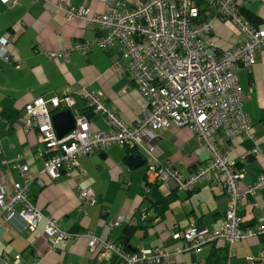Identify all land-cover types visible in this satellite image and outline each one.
I'll list each match as a JSON object with an SVG mask.
<instances>
[{"label": "crops", "instance_id": "0c3cea01", "mask_svg": "<svg viewBox=\"0 0 264 264\" xmlns=\"http://www.w3.org/2000/svg\"><path fill=\"white\" fill-rule=\"evenodd\" d=\"M110 1L126 11L137 0H21L15 5L0 0V39H8L10 59L0 57V180L10 194L14 184L27 188L28 200L45 218L55 219L63 231L77 237L53 250L52 241L44 233V219L34 231L27 232L23 230L24 219L17 217L6 233L0 230V264H14L18 256L19 264H118L117 259L101 263L97 253L90 252L89 239L82 235L92 233L98 239L119 244L127 227L135 228L127 241L135 250L164 246L174 254L184 245L172 238L176 231L192 223L212 229L224 222L228 197L220 185L209 182L201 183L193 193L175 192L165 217L153 220L154 204L145 196L146 164L136 169L125 164L130 155L144 157L143 150L112 146L79 158L78 168L57 179L43 173V161L37 155L42 147L39 135L27 127L30 117L25 107L34 101L60 97L70 90L78 100L80 113L90 116L92 129L99 132H108L109 126L104 116L85 108L83 89L103 94L105 103L129 126L140 123L149 107L148 100L132 84L128 63L118 47L103 50L93 46L87 54L73 52L56 59L49 56L99 37V32L85 21L68 20L59 4L69 2L74 8L88 9L90 15H101L109 9ZM239 8L252 16L254 27L264 29V0H240ZM211 37L220 52L231 50L243 40L234 27L221 21L214 23ZM237 75L245 95L243 111L255 140L230 141L222 133L214 140L222 150L233 148L230 160L245 171L240 183L245 190L264 173V48L257 51L255 65L250 70L242 68ZM157 136L156 158L163 167L176 168L188 176L209 158L189 128L173 127ZM256 146L261 155H253ZM19 166L28 168L27 177ZM33 177H39L44 186L27 184ZM79 189L95 192V202H81ZM170 189H176L173 183ZM22 209V204L16 205L17 211ZM239 214L247 227L264 223V189L248 197ZM120 217L122 222H118ZM233 248L234 257L229 258L228 245L219 241L200 253L173 255L168 264H215L216 249L220 264H264V237L237 241Z\"/></svg>", "mask_w": 264, "mask_h": 264}, {"label": "built area", "instance_id": "2783aa9c", "mask_svg": "<svg viewBox=\"0 0 264 264\" xmlns=\"http://www.w3.org/2000/svg\"><path fill=\"white\" fill-rule=\"evenodd\" d=\"M15 5L21 0H2ZM240 0H137L130 10H120V4L110 1L109 9L101 15H90L88 9L74 8L71 3L59 4L68 20L75 18L95 28L99 37L79 42L64 51L50 53L53 59L73 52L89 53L93 46L107 50L118 47L128 63V75L134 87L148 100L149 107L140 123L129 126L110 108L104 96L83 89L81 98L96 113L104 116L108 132L94 131L87 115L81 114L77 99L67 90L63 96L49 100L38 99L25 107L30 120L29 130L38 133L40 144L37 155L43 161V173L53 179L62 173L78 168V160L93 152L112 146L143 150L146 164V187L149 194L153 184L170 189L173 183L180 192L193 193L203 182L225 188L227 210L221 226L212 229L191 224L176 231L172 238L183 241V247L170 253L164 246L128 252L121 244L100 240L92 233L82 236L89 239V250L98 259L118 264H168L173 255L185 252H202L207 245L223 241L228 245L229 258L234 257L233 245L237 241L264 237V223L243 227L240 206L248 197H255L264 189V173L257 181L242 190L245 171L230 160L233 148L225 151L214 137L222 133L228 140L236 138L255 140L251 122L243 111L245 95L239 85L238 71L250 70L256 63V53L264 48V29H257L241 14ZM216 21L230 24L242 37V43L229 51L220 52L213 37ZM9 41L0 39V57L9 61ZM69 110L75 118V128L59 138L52 122L53 112ZM191 129L208 154L207 161L192 174L185 176L173 167H163L157 161L158 148L154 145L157 133L171 128ZM253 155H261L256 146ZM21 174L28 168L19 166ZM37 183L39 177L27 179ZM27 188L14 184L13 193L7 192L0 180V230L6 233L14 219L25 221L24 231L32 232L38 222L46 221L45 235L56 250L60 243L77 237L63 231L59 223L45 218L28 200ZM81 202L93 204L96 193L78 190ZM22 204V211L16 205ZM124 219L119 218L118 222ZM264 257V253H263ZM251 262L254 259H249ZM20 256L14 264H19ZM37 261L35 264H39Z\"/></svg>", "mask_w": 264, "mask_h": 264}, {"label": "trees", "instance_id": "16d2710c", "mask_svg": "<svg viewBox=\"0 0 264 264\" xmlns=\"http://www.w3.org/2000/svg\"><path fill=\"white\" fill-rule=\"evenodd\" d=\"M241 14H243L244 18L250 24L253 25L252 16L250 14H248V13H246L244 11H241ZM85 108L89 109V105L86 104V103H85ZM126 150L127 151H132V150H130L128 148H126ZM133 151H135V150H133ZM222 188L225 190L224 187H222ZM177 191H178V189H175L173 191L171 189L169 191H165V188H162V186L160 184H153L152 185L150 193L149 194H145V196H146V198L151 200L152 203L154 204L155 216L153 217V220L158 219V218L163 219L165 217V214H166L167 210L169 209L170 204H171V202L173 201V199L175 197L174 194ZM165 193H167V194H165ZM243 227H247V226H245L244 221H243ZM134 231H135V228L133 229V227L125 228V231L123 233V237L121 239V242H118L128 252H136V251H138V250H135L129 243H127L128 238L132 237ZM213 244L216 245L217 243H213ZM213 256L216 258L215 260H213L215 262V264H220L221 263V257H220V254H219V249H216L215 255H213ZM101 263H103V261H101Z\"/></svg>", "mask_w": 264, "mask_h": 264}, {"label": "water", "instance_id": "95a60500", "mask_svg": "<svg viewBox=\"0 0 264 264\" xmlns=\"http://www.w3.org/2000/svg\"><path fill=\"white\" fill-rule=\"evenodd\" d=\"M90 119V116L88 117ZM52 122L57 136L61 139L75 128V118L71 111L65 110L52 116ZM125 164L129 169H136L145 164V158L142 155H130ZM66 172L64 171L62 175Z\"/></svg>", "mask_w": 264, "mask_h": 264}, {"label": "rangeland", "instance_id": "374dc122", "mask_svg": "<svg viewBox=\"0 0 264 264\" xmlns=\"http://www.w3.org/2000/svg\"><path fill=\"white\" fill-rule=\"evenodd\" d=\"M239 9L241 10V8H239ZM241 11H242V10H241ZM144 188H145V186H144ZM144 188H143V193H144ZM242 205H244V204H242ZM242 205H241V206H242ZM241 206H240V207H241ZM192 224H195V223H192ZM190 225H191V224H190ZM196 225H197V224H196ZM197 226H198V225H197ZM198 227H201V226H198ZM100 240H101V239H100ZM174 251H175V250H174Z\"/></svg>", "mask_w": 264, "mask_h": 264}]
</instances>
